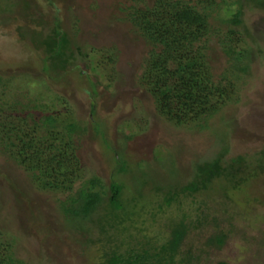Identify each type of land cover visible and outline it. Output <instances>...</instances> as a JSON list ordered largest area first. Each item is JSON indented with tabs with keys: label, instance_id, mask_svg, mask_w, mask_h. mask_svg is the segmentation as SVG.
Masks as SVG:
<instances>
[{
	"label": "rangeland",
	"instance_id": "1",
	"mask_svg": "<svg viewBox=\"0 0 264 264\" xmlns=\"http://www.w3.org/2000/svg\"><path fill=\"white\" fill-rule=\"evenodd\" d=\"M156 1L0 0V77L19 78L1 87L6 94L0 101L6 108L18 100L17 108L43 112L47 107L58 117L69 113L79 127L72 142L81 172L67 192L42 190L0 156V237L13 243L21 263H100L99 229L89 217L69 216L67 198L96 179L93 190L106 192L104 199L110 183L117 182L124 186V198L141 192L137 207L147 201L156 205L165 189L190 182L197 164L226 147L224 160H246L240 168L245 180L231 187L229 199L221 196L223 181L214 182L202 211H194L191 199L183 201L192 219L209 218L190 234L187 246L212 232L230 231L220 248H204L198 264H264V0H190L207 15L208 28L198 44L223 95L205 128L180 126L154 105L143 68L152 45L130 17L159 10ZM55 30L70 42L63 68L46 59L43 42ZM119 161L125 162L124 172ZM174 213L175 207L158 215L147 235L162 232L164 216Z\"/></svg>",
	"mask_w": 264,
	"mask_h": 264
},
{
	"label": "trees",
	"instance_id": "2",
	"mask_svg": "<svg viewBox=\"0 0 264 264\" xmlns=\"http://www.w3.org/2000/svg\"><path fill=\"white\" fill-rule=\"evenodd\" d=\"M207 1L214 4L215 0L204 2ZM190 2L157 0L160 13L148 8L130 20L141 38L152 45L143 68L146 79L151 81L148 90L159 114L180 126L200 123L198 126L205 128L207 120L218 113L217 103L223 95L220 83L214 80L204 60L203 47L198 44L208 28L207 15ZM233 22L239 23L237 18ZM43 44L51 66L63 68L70 44L67 34L55 30ZM17 79V76L0 77V99L6 94L1 87L6 88ZM3 103L0 101V156L25 171L42 190H71L72 182L81 172L77 147L72 142L79 130L75 120L69 113L62 117L53 115L47 107L43 112L36 107L17 108L18 100L8 103L7 108ZM226 154L227 148L223 147L210 161L197 164L192 180L181 187L169 186L156 205L147 201L137 207L143 199L141 192L131 199L124 198V186L117 182L110 183L109 196L104 199L106 192H95L98 182L91 179L84 183L90 184L89 189L83 185L77 190V197L68 196L70 206L65 212L81 220L89 217L88 221L99 229L104 251L98 264H198L204 248H220L230 231L212 232L200 244L188 247L190 234L209 218L207 214H199L192 219L183 201L191 199L189 204L195 207L194 211L207 207V198H212L208 193L216 181H223L221 196L229 199L231 187L234 189L245 180L240 168L246 160L241 157L224 160ZM118 163L121 164L118 170L124 172L125 162ZM173 207L177 213L164 216L162 232L147 235L156 217ZM12 244L0 237V264H23L15 259Z\"/></svg>",
	"mask_w": 264,
	"mask_h": 264
}]
</instances>
